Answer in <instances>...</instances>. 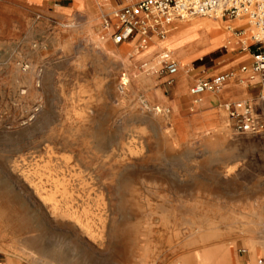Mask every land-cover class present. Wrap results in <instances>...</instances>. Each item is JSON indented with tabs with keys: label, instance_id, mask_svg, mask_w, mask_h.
Listing matches in <instances>:
<instances>
[{
	"label": "rangeland",
	"instance_id": "rangeland-1",
	"mask_svg": "<svg viewBox=\"0 0 264 264\" xmlns=\"http://www.w3.org/2000/svg\"><path fill=\"white\" fill-rule=\"evenodd\" d=\"M114 11L92 23H0V261L233 264L218 246L226 234H264V74H249L255 97L241 100L263 128L238 129L228 109L201 108L211 92L191 95L220 72L219 48L176 55L180 39L170 36L193 21L175 19L147 49L135 37L124 61L96 42ZM185 72L192 82L177 97Z\"/></svg>",
	"mask_w": 264,
	"mask_h": 264
},
{
	"label": "crops",
	"instance_id": "crops-1",
	"mask_svg": "<svg viewBox=\"0 0 264 264\" xmlns=\"http://www.w3.org/2000/svg\"><path fill=\"white\" fill-rule=\"evenodd\" d=\"M138 1L139 0H0V23L10 24V26L12 28L14 27L16 30L19 25H33L36 23V20L40 18L44 25L49 26L51 19L67 21L72 17L85 18L88 14L99 15L101 17V15L106 12L134 5ZM220 18H225V20L221 19L222 26L218 27L217 30L220 41L214 49L219 48L220 54L217 57V64L213 71H220L218 74L232 73V75L218 92H211L205 97L207 103L201 107L205 109L206 112L213 111V114L218 116L223 114L224 109L229 110L230 105L233 103L239 102V100L241 101L242 99L248 100L255 97V89L251 88L249 81L246 82L251 71H242V67L244 65H251L253 61L252 54L258 47L255 39L253 40L254 36L250 39L248 38L254 26L249 24L245 17ZM242 21L246 23H242ZM97 27H101V24H98ZM231 27H233V29L230 30ZM254 29H256V27H254ZM135 40L136 38H134L133 41L124 42L126 47L131 46L129 51L133 49V46L137 45ZM124 43H114L117 47L110 43V46L116 49V55L121 56L120 50H122ZM185 73L186 75L180 76L173 87V91L178 94L177 97L186 92L187 88L185 91L183 90L185 85H189L192 82V77H190L187 72ZM201 79H198L197 82ZM261 91H264V87L261 88ZM263 240L264 234L257 237L253 235L247 236L241 241H238L242 243L241 246L243 245L242 248H238L239 245L237 240L234 241L233 238H230L226 234L225 240L221 241L218 246H222L221 249L227 253L226 255H228V257L232 252L233 264H264ZM251 244H255L256 248L252 249ZM8 257L12 258L15 264H24L11 255H6L4 260L0 261V264H7ZM172 264H177V261H174Z\"/></svg>",
	"mask_w": 264,
	"mask_h": 264
},
{
	"label": "built area",
	"instance_id": "built-area-1",
	"mask_svg": "<svg viewBox=\"0 0 264 264\" xmlns=\"http://www.w3.org/2000/svg\"><path fill=\"white\" fill-rule=\"evenodd\" d=\"M114 16L118 19L111 35L115 44L130 41L138 35L142 37L143 44L153 36L164 37L168 27L179 17H245L257 29L254 38L258 47L252 54L251 65H244L242 71L264 74V0H139L134 5L114 11ZM109 23L106 21L107 25ZM165 61L169 75H176L178 63L168 56ZM231 75L221 73L201 79L191 87L190 92L194 96L218 92ZM229 112L238 129L257 132L263 128V124L254 118L250 105L244 101L230 105Z\"/></svg>",
	"mask_w": 264,
	"mask_h": 264
},
{
	"label": "bare ground",
	"instance_id": "bare-ground-1",
	"mask_svg": "<svg viewBox=\"0 0 264 264\" xmlns=\"http://www.w3.org/2000/svg\"><path fill=\"white\" fill-rule=\"evenodd\" d=\"M194 17H199V16H188V18H186V17L176 18V20H178L179 23L191 22V21H193V23L191 24L190 27H187V30L186 29L183 30L181 34H178L176 36H172L173 35L172 34L170 36V37H177L178 39H180V41H179L180 43H178L176 55L178 56V58H180L181 61H182L181 56L184 54L190 53V51H196V55L198 58L204 57L205 55L209 54L215 47H217V43L219 42V39H220L219 35L217 34L218 27L222 26V21L220 19V16H210V17H214L215 19H217V21H215L214 23L210 22V20L206 19V18H200V17L194 18ZM86 18H88L90 23H92L94 21V19L96 18V15L88 14L86 16ZM111 20L113 22L111 21V23H109L108 25L102 22V25L105 29L103 32L96 34V42L98 43V45H99V47L103 53H106L110 57H114V58L120 57L119 59H123L125 61L126 60V52H130L129 50H130L131 46L126 47L125 43H124V45L122 46V50H120L121 56H118V55H116V49L113 47H110L107 44L106 34H108V32L110 33V31L112 30V26L118 21V19L116 17H113ZM75 25L76 24H74L73 20H71V21H69V23H67V27L69 29H66V30H68V32L71 33V35H72V29L71 28H73ZM178 28H179V26L176 27V29H178ZM206 29H209L214 33V39L213 38L209 39V37L204 35V31H206ZM174 30H175V28H174ZM168 33L170 34L171 30H169ZM255 34H256V32H255ZM138 36H140V35H138ZM252 36H253V33L250 32L248 38L250 39ZM150 40H148V42L146 44L142 43L141 46L143 47V49H147L149 47ZM166 56L171 58L169 53H165L161 56V59L162 60L165 59ZM157 67H158V64L153 65L154 71L157 69ZM179 70H180V67H179ZM142 79H145V77L142 76ZM128 85L129 84H126V86H128ZM219 129L224 131L225 128L222 127ZM255 246H256L255 244H251L252 249H255L256 248ZM262 248L264 250V240L262 241ZM202 264H206V262L203 261Z\"/></svg>",
	"mask_w": 264,
	"mask_h": 264
}]
</instances>
